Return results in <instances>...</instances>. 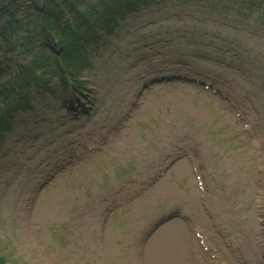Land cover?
Here are the masks:
<instances>
[{
    "label": "rangeland",
    "instance_id": "1",
    "mask_svg": "<svg viewBox=\"0 0 264 264\" xmlns=\"http://www.w3.org/2000/svg\"><path fill=\"white\" fill-rule=\"evenodd\" d=\"M201 3L128 17L90 51L80 73L87 83L72 96L57 79L55 96L45 87L30 93L33 109L17 113L0 140L6 264H219L178 217L151 234L180 210L196 216L227 264H264V17L223 10L226 0ZM40 32L28 31L30 45L24 29L16 34L19 63L38 55ZM182 74L224 93L160 78ZM77 98L88 106L73 103L77 117L62 119L66 100ZM92 142L103 148L88 153ZM58 160L69 164L49 177Z\"/></svg>",
    "mask_w": 264,
    "mask_h": 264
},
{
    "label": "trees",
    "instance_id": "2",
    "mask_svg": "<svg viewBox=\"0 0 264 264\" xmlns=\"http://www.w3.org/2000/svg\"><path fill=\"white\" fill-rule=\"evenodd\" d=\"M40 1L35 0V2L27 4L24 10H21L26 3L25 0H0V16L7 19L0 26V50H3V54H0V128L8 126L9 116L14 111L27 107L24 105V103H28L27 93L31 87L41 85L42 76L47 73L50 74L54 70L60 73L64 79L68 76L73 77L78 73L79 68L84 63V56H80V48L75 46L79 40L81 29L86 25L91 26L93 20L105 17L106 13H112L111 10L119 8L123 2L125 7L132 6L133 2V0H114V4H110L108 9L98 11L97 6H95L96 13L95 9L92 10L94 5L88 6L90 10H79L78 5L83 3V0H43V9H38L36 5L38 2L40 4ZM112 1L105 0V3L109 4ZM251 1L255 5L264 3V0ZM69 7L71 9L66 12V8ZM6 8L12 10L8 16L5 15ZM67 15L72 18V24L60 25L61 19ZM101 19L104 20L105 18ZM31 21H34V26L29 28ZM23 28L27 31L41 29V32L36 34V39L43 41L44 48L40 50L38 55L33 54L29 64L25 67L20 66V69L12 74L13 58L7 54L19 51V41H15V35ZM52 35H56V38L51 37ZM33 37L25 35L23 39L26 44L30 45L34 40ZM51 38L61 42L58 52L47 48V42ZM42 61H46V64H39ZM37 67L39 69L36 70Z\"/></svg>",
    "mask_w": 264,
    "mask_h": 264
}]
</instances>
